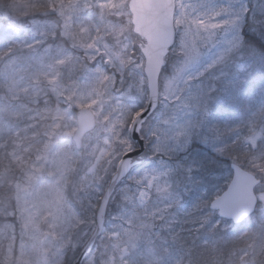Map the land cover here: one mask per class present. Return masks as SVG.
<instances>
[{"label":"snow or ice","instance_id":"6c2138e0","mask_svg":"<svg viewBox=\"0 0 264 264\" xmlns=\"http://www.w3.org/2000/svg\"><path fill=\"white\" fill-rule=\"evenodd\" d=\"M259 8L0 0V264H264ZM195 139L234 175L184 210Z\"/></svg>","mask_w":264,"mask_h":264},{"label":"rangeland","instance_id":"374dc122","mask_svg":"<svg viewBox=\"0 0 264 264\" xmlns=\"http://www.w3.org/2000/svg\"><path fill=\"white\" fill-rule=\"evenodd\" d=\"M260 0H250V7L256 13L260 14L259 8ZM259 16V15H257ZM8 37L0 33V40L7 39ZM170 70V64L168 65ZM235 110L229 108L226 104L220 103L214 108V117L217 119H225L229 115H234ZM178 158L194 164H203L201 168L197 166L194 169L193 179L195 183L191 186V190L186 194L183 201L184 210H188L200 198L201 195L207 193L212 194L220 187L226 186L229 175L232 174L230 159L227 157L219 156L211 143L201 141L199 139L193 140L186 152L178 154ZM118 210V205L114 202L113 209L110 215H114ZM214 219H219L216 213Z\"/></svg>","mask_w":264,"mask_h":264},{"label":"water","instance_id":"95a60500","mask_svg":"<svg viewBox=\"0 0 264 264\" xmlns=\"http://www.w3.org/2000/svg\"><path fill=\"white\" fill-rule=\"evenodd\" d=\"M132 138L136 141L139 142V145L141 146L139 149L134 150L133 153H131L130 155L133 158H139V156L141 155V153L143 152L145 146V141L143 140L141 134L139 131H135L132 133ZM78 258L75 260L74 264H83V254L79 253V255L77 256Z\"/></svg>","mask_w":264,"mask_h":264},{"label":"trees","instance_id":"16d2710c","mask_svg":"<svg viewBox=\"0 0 264 264\" xmlns=\"http://www.w3.org/2000/svg\"><path fill=\"white\" fill-rule=\"evenodd\" d=\"M256 15H259L258 13H256ZM249 35L250 36H256L257 38H259V33L258 32H256V33H253V32H251V31H249ZM262 42H264V41H262ZM134 144H136L135 142H134ZM136 146H137V144H136Z\"/></svg>","mask_w":264,"mask_h":264}]
</instances>
